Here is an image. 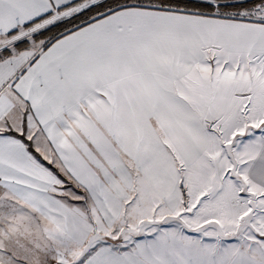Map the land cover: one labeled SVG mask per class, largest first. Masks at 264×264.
Listing matches in <instances>:
<instances>
[{"label": "snow or ice", "instance_id": "obj_1", "mask_svg": "<svg viewBox=\"0 0 264 264\" xmlns=\"http://www.w3.org/2000/svg\"><path fill=\"white\" fill-rule=\"evenodd\" d=\"M0 264H264V0H0Z\"/></svg>", "mask_w": 264, "mask_h": 264}]
</instances>
